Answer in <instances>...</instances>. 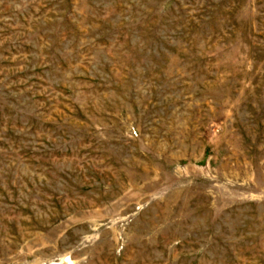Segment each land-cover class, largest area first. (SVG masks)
Returning <instances> with one entry per match:
<instances>
[{
  "label": "rangeland",
  "instance_id": "374dc122",
  "mask_svg": "<svg viewBox=\"0 0 264 264\" xmlns=\"http://www.w3.org/2000/svg\"><path fill=\"white\" fill-rule=\"evenodd\" d=\"M0 264H264V0H0Z\"/></svg>",
  "mask_w": 264,
  "mask_h": 264
}]
</instances>
